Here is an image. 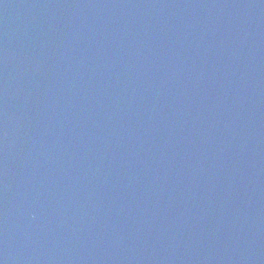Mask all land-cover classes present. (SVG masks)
Wrapping results in <instances>:
<instances>
[{"label": "water", "instance_id": "95a60500", "mask_svg": "<svg viewBox=\"0 0 264 264\" xmlns=\"http://www.w3.org/2000/svg\"><path fill=\"white\" fill-rule=\"evenodd\" d=\"M0 264H264V0H0Z\"/></svg>", "mask_w": 264, "mask_h": 264}]
</instances>
